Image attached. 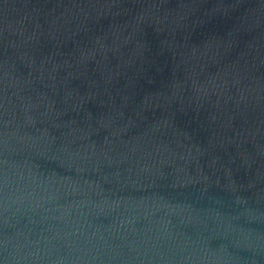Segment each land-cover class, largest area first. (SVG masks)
Segmentation results:
<instances>
[{"label": "water", "instance_id": "95a60500", "mask_svg": "<svg viewBox=\"0 0 264 264\" xmlns=\"http://www.w3.org/2000/svg\"><path fill=\"white\" fill-rule=\"evenodd\" d=\"M0 264H264V0H0Z\"/></svg>", "mask_w": 264, "mask_h": 264}]
</instances>
